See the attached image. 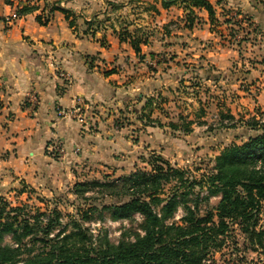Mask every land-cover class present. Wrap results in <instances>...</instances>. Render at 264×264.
<instances>
[{
	"label": "crops",
	"instance_id": "crops-1",
	"mask_svg": "<svg viewBox=\"0 0 264 264\" xmlns=\"http://www.w3.org/2000/svg\"><path fill=\"white\" fill-rule=\"evenodd\" d=\"M27 1L0 0V179L10 174L40 192L68 191L81 182V172L119 166V153L138 148L122 142L123 130L113 119L123 107L131 111L134 102L141 107L152 103L145 98L157 89L146 71L150 58L170 53L175 62L193 57L225 71L235 52L236 28L248 34L242 35V42L259 45L264 56V7L259 0H206L213 19L204 8H193L192 24L177 29L173 37L155 32L144 38L140 53L131 46L141 27L133 15L147 18L142 27L150 19L166 28L170 15L181 18L184 13L179 0H42L47 5L59 2L73 11L72 17L54 11L42 25L38 6L7 26L4 19ZM232 12L245 16L247 22L237 23ZM249 37L254 42L247 41ZM206 46L209 49L204 50ZM62 72L68 79L60 76ZM78 97L92 106L84 126L57 114L69 110ZM134 107L137 113L138 106ZM169 127L170 123L164 130ZM56 138L65 145L62 159L52 152Z\"/></svg>",
	"mask_w": 264,
	"mask_h": 264
},
{
	"label": "rangeland",
	"instance_id": "rangeland-1",
	"mask_svg": "<svg viewBox=\"0 0 264 264\" xmlns=\"http://www.w3.org/2000/svg\"><path fill=\"white\" fill-rule=\"evenodd\" d=\"M27 2L30 6H40L39 17L43 20L53 5V3L47 5L42 0ZM179 3L184 9L182 17L170 15L168 18L170 21L164 24L166 28L156 25L150 19L148 25H145L146 28L142 27L141 24L146 22L147 18L136 16L135 13L132 18L141 26L140 31L136 33V39L143 41L150 35L152 37L155 32L162 34L163 37H173L178 32L177 29L192 24L196 16L194 9L191 13L188 11L192 6L191 0L185 2L179 0ZM235 15L231 14V17L240 23L239 20L242 19ZM235 31L238 37L234 40L235 52L225 71L219 70L207 60L200 63L193 57H184L175 62L170 53H160L150 58L149 62L152 63L146 64L149 66L146 71L151 75L157 89L144 96L146 100L150 98L152 103L150 106L141 107L133 100L134 103L129 109L131 111L126 112L127 107H123L118 118L113 119L123 130L122 142L136 144L138 148L131 153H119L116 157L119 166L101 165L94 170L81 172V182L99 181L101 184H109L115 181L121 184L124 177L139 171L154 173L152 168L155 166L166 168L162 162L164 160L170 167L184 173L187 184L203 182L201 188L196 187V184L192 186L188 197L190 206L198 202L200 215L214 209L220 197L208 195L207 179L213 172L215 158L231 144L241 145L249 136L260 132L253 126V122H264V64H259L264 62V56L260 53L259 45L251 47L249 42H242L244 41L242 35L245 37L248 34H243L244 32L238 28ZM249 40L254 42L255 39L249 37L247 41ZM193 48L196 49V43ZM206 49H209V46L204 47V50ZM164 79L169 81L167 85H164ZM162 89L167 90L163 93ZM135 105L138 106L137 113H134ZM152 115L154 117L151 119ZM169 123L179 130L169 127V130L165 131L164 127ZM148 126L154 129L150 133H146L145 127ZM126 146L125 149L128 148V145ZM11 178L12 176L7 174L0 179V209L5 203L6 213L10 212L11 208H22L20 213H15L20 219V215L27 213L28 217L32 218L40 214H50L54 209L58 210L61 213L62 225L55 228L53 234L65 228L66 233L71 231L70 216H74L92 235L94 248L99 247L104 235L109 241L117 244L123 236L125 238L130 236L129 239L133 240V232H142L139 228L142 221L139 214H134L130 219L112 221L108 210L101 211L91 207V203L110 206L115 200L126 201L124 196L117 198L110 195V190L94 187L85 194L90 200L84 203L82 199H77L81 197L71 193L73 187L57 193L40 192L18 178ZM164 187L162 198L172 194H178L179 197L183 190L177 180ZM72 201L76 203L75 206L71 204ZM182 215L183 209L179 206L170 222L179 223ZM41 220L44 221V217ZM254 220L256 232H263L264 200L261 201ZM128 232L131 234L128 235ZM228 234L224 237L222 246L214 245L211 249L212 257L204 264H264V239L262 245L258 244L257 239L251 243L250 238L237 224L230 225ZM2 243L13 245L14 240L10 235H5Z\"/></svg>",
	"mask_w": 264,
	"mask_h": 264
},
{
	"label": "trees",
	"instance_id": "trees-1",
	"mask_svg": "<svg viewBox=\"0 0 264 264\" xmlns=\"http://www.w3.org/2000/svg\"><path fill=\"white\" fill-rule=\"evenodd\" d=\"M191 4L187 8L190 13L193 8H204L213 19V8L206 0H191ZM37 9L25 5L16 12L21 17ZM54 11L62 12L66 19L73 15V11L62 8L59 2L50 6L49 14ZM49 14L44 20L38 17L39 23L46 24ZM142 43L146 41L131 40L136 53H140ZM253 126L260 132L249 136L241 145L231 144L215 158L207 190L209 196L220 199L206 214L200 215L198 202L193 206L188 204L192 186L196 184L201 188L203 182L187 184L181 170L162 160L166 168L155 166L154 173L139 171L124 177L121 184L115 181L109 184L77 182L71 189V193L81 197L77 199L84 203L90 200L85 194L94 187L110 190L109 194L117 198L126 197L124 202L115 200L110 206L91 203V207L108 210L112 221L141 215L139 228L142 232H133V240L123 236L114 244L104 235L99 247L94 248L92 235L74 216H70L69 233L65 228L53 234L54 229L62 225L58 210L32 218L27 213L20 215V219L15 213H20L22 208H11L14 214L6 213L5 203L0 209V264H204L212 257L214 245L222 246L232 224L239 225L251 243L257 239L262 245L264 231L256 232L254 217L264 200V122H253ZM175 180L183 188L180 198L178 194L162 198L164 186ZM71 204L75 206L76 203L72 201ZM179 206L183 209L179 223L170 222ZM83 216L86 218L85 214ZM43 217L45 222L41 220ZM5 235L12 237L13 245L2 243Z\"/></svg>",
	"mask_w": 264,
	"mask_h": 264
},
{
	"label": "built area",
	"instance_id": "built-area-1",
	"mask_svg": "<svg viewBox=\"0 0 264 264\" xmlns=\"http://www.w3.org/2000/svg\"><path fill=\"white\" fill-rule=\"evenodd\" d=\"M259 3L261 4V6L264 7V0H259ZM235 16L242 19V20H239L240 23H246L247 22V18L245 16H242V15L239 16L237 14ZM17 19H19L18 14L16 11H13L10 15H8L4 19V22L7 26H10ZM60 76L62 78L68 79V74L66 72H62L60 74ZM92 112H93L92 106L90 104H88V102L84 101L83 98L78 97L75 100V104L69 110H67V111L58 110L57 114L59 117L70 116L73 119H75L77 122H79L80 125L84 126V125H87L88 118L92 114ZM51 148H52L53 154L56 157H58L60 159L65 157L66 149H65L64 142L61 138H56L54 140L53 144L51 145Z\"/></svg>",
	"mask_w": 264,
	"mask_h": 264
}]
</instances>
